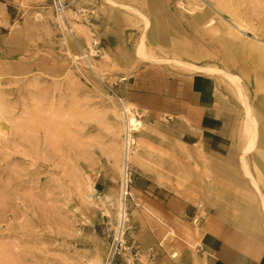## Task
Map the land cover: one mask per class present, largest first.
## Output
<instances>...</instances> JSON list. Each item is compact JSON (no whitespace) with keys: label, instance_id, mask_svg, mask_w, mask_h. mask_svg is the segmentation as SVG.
<instances>
[{"label":"rangeland","instance_id":"obj_1","mask_svg":"<svg viewBox=\"0 0 264 264\" xmlns=\"http://www.w3.org/2000/svg\"><path fill=\"white\" fill-rule=\"evenodd\" d=\"M63 1L60 14L52 0H0V264H109L123 140L112 103L135 96L170 109L171 99L148 94L206 74L194 66L222 71L227 156L182 150L133 105L143 124L137 150L140 142L150 149L141 164L133 159L136 171L189 194L202 216L206 202L228 204L226 216L248 219L256 229L244 228L264 236L255 152L243 153L246 105L253 117L264 109V68L243 47L264 43V0ZM132 221L129 241L140 252ZM152 249L140 252L143 264L156 262Z\"/></svg>","mask_w":264,"mask_h":264},{"label":"crops","instance_id":"obj_2","mask_svg":"<svg viewBox=\"0 0 264 264\" xmlns=\"http://www.w3.org/2000/svg\"><path fill=\"white\" fill-rule=\"evenodd\" d=\"M171 84L175 86L173 93L148 94L156 99H171L170 109L161 108L158 103H143L135 96L130 104L152 116L147 120L150 126H165L177 137L182 150L202 145L204 152L223 161L230 126L226 123L229 116L223 109L219 80L215 75L196 73L186 82L172 80ZM134 194L138 207L132 208L130 215L131 221L138 222L140 252L152 248L161 251L151 264H264V236L245 229L242 219L235 221L226 216L223 212L230 210L228 204L206 202V215L202 216L199 203L189 194L160 184L154 173L146 170L137 171ZM196 216L198 223L194 222ZM140 252L137 264L146 261L147 252L143 256ZM172 253L177 257L171 258Z\"/></svg>","mask_w":264,"mask_h":264},{"label":"bare ground","instance_id":"obj_3","mask_svg":"<svg viewBox=\"0 0 264 264\" xmlns=\"http://www.w3.org/2000/svg\"><path fill=\"white\" fill-rule=\"evenodd\" d=\"M60 24L62 26V29L65 31L67 29V24L64 21L63 17L59 18ZM231 40L236 42L239 40V37L236 36V34L230 35ZM263 45H259L257 43H246L243 47L246 49L251 56L254 58V61L260 65L262 68H264V43ZM142 54V53H141ZM195 69L199 71L205 72L207 75H219L222 74V71L214 68H203L199 66H194ZM134 106L132 104L127 105L126 103H123L121 101V104L118 106L114 102L112 103L111 107V115L113 117V120L118 124V129L120 133L126 134L128 130L139 132L141 134L143 124L139 120L138 115L134 112ZM246 110L248 113V123L246 125V128H244V136L246 138V146L244 149V156L246 155H252L255 152V191L258 192V194L261 197L262 200V207L264 209V109H260V112L257 114L255 113V117L251 115V110L248 105H246ZM142 135V134H141ZM138 148V143H137ZM203 152L205 151V148L200 145L198 147ZM147 150L150 152V149H148L146 146H144L141 142L139 143V149L136 151L135 155L133 156V159H135L136 163L141 164V162H144L145 159H142L140 152ZM243 158V157H242ZM143 167V165H142ZM245 173L246 175H251L250 171L245 165ZM124 218V211H123V203L119 199L118 204V215H117V231L118 234L120 232L121 223ZM241 223L244 226H249V220L246 218H243L241 220ZM256 228V226H255ZM177 255H173V258H176Z\"/></svg>","mask_w":264,"mask_h":264},{"label":"built area","instance_id":"obj_4","mask_svg":"<svg viewBox=\"0 0 264 264\" xmlns=\"http://www.w3.org/2000/svg\"><path fill=\"white\" fill-rule=\"evenodd\" d=\"M56 12L64 14L67 6L63 0H52ZM137 151V139L135 132L128 130L123 135L122 151H121V178H120V201L123 203L124 218L121 223L120 232L116 230L113 236V243L110 253L109 264H117V257H122L127 261V264H137L136 258L139 252L136 251L135 246L129 241L128 234L133 226L130 223V210L138 207V198L134 194V187L137 178V171L133 163V156ZM198 223V219H195ZM151 256L157 257V251L152 249ZM131 259L128 262V259Z\"/></svg>","mask_w":264,"mask_h":264}]
</instances>
